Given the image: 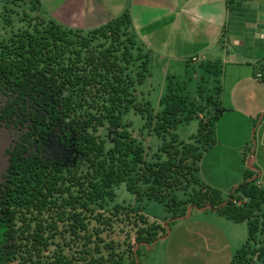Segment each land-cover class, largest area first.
<instances>
[{
	"label": "trees",
	"instance_id": "trees-1",
	"mask_svg": "<svg viewBox=\"0 0 264 264\" xmlns=\"http://www.w3.org/2000/svg\"><path fill=\"white\" fill-rule=\"evenodd\" d=\"M152 70L126 13L81 32L43 18L39 0H0V93L26 121L43 120L51 108L72 132L75 156L27 168L8 187L0 203V264H135L134 247L167 232L141 213L150 201L162 204L168 219L211 206L207 211L246 223L247 238L229 264H264V189L256 173L245 172L226 196L199 175L225 111L218 86L190 97L185 80L168 76L155 110L139 90ZM130 111L143 121L140 134L162 140L155 151L133 135ZM193 119L197 133L179 140L177 127ZM121 185L137 207L115 201ZM144 249H137L139 263Z\"/></svg>",
	"mask_w": 264,
	"mask_h": 264
},
{
	"label": "crops",
	"instance_id": "crops-1",
	"mask_svg": "<svg viewBox=\"0 0 264 264\" xmlns=\"http://www.w3.org/2000/svg\"><path fill=\"white\" fill-rule=\"evenodd\" d=\"M39 3L43 18L72 31L96 30L126 13L136 41L153 59L150 79L160 71L163 88L168 76L189 69L218 81L203 89L210 93L218 86L225 111L215 124V143L200 161V178L226 196L251 170L264 189V82L255 78L257 65L264 64V0ZM168 217L165 212L156 223L166 226ZM170 223V233L155 244L164 246V264H229L247 238L246 223H233L215 211L192 209L189 218Z\"/></svg>",
	"mask_w": 264,
	"mask_h": 264
},
{
	"label": "flooded vegetation",
	"instance_id": "flooded-vegetation-1",
	"mask_svg": "<svg viewBox=\"0 0 264 264\" xmlns=\"http://www.w3.org/2000/svg\"><path fill=\"white\" fill-rule=\"evenodd\" d=\"M18 89V86H17ZM0 93V203L8 187L27 168L53 166L57 159L71 163L72 132L59 126L49 112L35 123L22 114L15 116ZM14 115H13V114ZM31 121V122H30ZM55 159V160H54Z\"/></svg>",
	"mask_w": 264,
	"mask_h": 264
},
{
	"label": "rangeland",
	"instance_id": "rangeland-1",
	"mask_svg": "<svg viewBox=\"0 0 264 264\" xmlns=\"http://www.w3.org/2000/svg\"><path fill=\"white\" fill-rule=\"evenodd\" d=\"M203 74L199 73L197 76L193 72V69H189L183 73H179L175 76L176 79L179 80H185L187 84V90L188 94L193 96V94L197 95L199 90H205L207 88H210L211 81L207 79V76L204 77ZM165 88L162 87V80H161V72L156 70L153 73V77L150 79L148 78L145 82H143L139 86V90L144 94V97L149 101L153 109L159 110V100L160 97L165 93ZM201 88V89H200ZM160 94V97H159ZM194 95V96H195ZM125 119L129 122H131L132 125V133L133 135L140 137L142 136V140L144 145L150 146V149L152 151H155L161 144L162 140L155 137L154 135H147L146 132L143 134H140L143 126V121L140 118V116L135 115L132 111L128 112L125 116ZM198 128V121L196 119L191 120L187 124H181L177 127L175 134L177 135V138L181 141H188L191 139L192 136H194L197 133ZM3 147V143H0V149ZM209 176H214L212 172L209 170ZM235 187V186H234ZM233 187V188H234ZM116 199L115 201L117 203H124L127 205L132 206H138V203L136 202L133 195H131L124 185L119 186V188L116 189ZM142 212L145 215V217L148 220H151V222H157L161 221L165 216V209L162 204L150 201L141 204ZM172 224V223H169ZM170 228V225H169ZM158 243L156 246L149 245V247H144L143 255H140V263L139 264H164V250L162 246H159Z\"/></svg>",
	"mask_w": 264,
	"mask_h": 264
},
{
	"label": "water",
	"instance_id": "water-1",
	"mask_svg": "<svg viewBox=\"0 0 264 264\" xmlns=\"http://www.w3.org/2000/svg\"><path fill=\"white\" fill-rule=\"evenodd\" d=\"M254 148H255V142H254ZM254 148H253V152H254ZM192 209H195V210H198V211H206V210H210L211 209V206H206L202 209H197L196 207H189L187 209V213H186V216L185 217H176L174 219H171L167 224H166V230H167V234L170 233V228H169V223L171 221H175V220H179V219H183V218H189L190 217V214H191V211ZM166 238V236L164 237H161V238H158L156 241H154L152 243V247L155 246V244L159 241H161L162 239ZM140 246H143V247H149L147 243H141V244H137L135 247H134V257H135V264H138L139 263V260L137 258V249L140 247Z\"/></svg>",
	"mask_w": 264,
	"mask_h": 264
},
{
	"label": "built area",
	"instance_id": "built-area-1",
	"mask_svg": "<svg viewBox=\"0 0 264 264\" xmlns=\"http://www.w3.org/2000/svg\"><path fill=\"white\" fill-rule=\"evenodd\" d=\"M255 78L264 82V64L263 65H257ZM255 264H259L258 262Z\"/></svg>",
	"mask_w": 264,
	"mask_h": 264
}]
</instances>
